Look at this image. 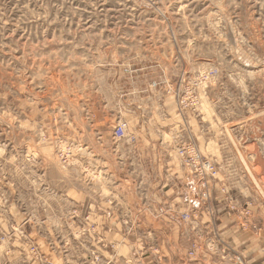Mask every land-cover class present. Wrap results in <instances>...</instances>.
Masks as SVG:
<instances>
[{
    "label": "rangeland",
    "instance_id": "rangeland-1",
    "mask_svg": "<svg viewBox=\"0 0 264 264\" xmlns=\"http://www.w3.org/2000/svg\"><path fill=\"white\" fill-rule=\"evenodd\" d=\"M140 127L172 163L188 256L222 224L264 251V0H0V264L134 263L114 247L128 218L79 197L115 187Z\"/></svg>",
    "mask_w": 264,
    "mask_h": 264
},
{
    "label": "crops",
    "instance_id": "crops-1",
    "mask_svg": "<svg viewBox=\"0 0 264 264\" xmlns=\"http://www.w3.org/2000/svg\"><path fill=\"white\" fill-rule=\"evenodd\" d=\"M127 103L125 101L121 104L122 117L125 114L124 110L132 108L127 106L129 105ZM160 132L164 133L163 130ZM156 133L157 129L133 128L130 134L135 144L139 142L138 145L135 147L129 145L121 150V153H125V157L128 155L131 159L128 161L121 159V162L117 164V177L104 179V183L115 185V187H110L107 194L100 193L102 190L94 193L93 186L99 189V185H93V182H90V186L87 187H92H85L84 194L79 197L83 199L91 215L95 212L101 216H109L107 212H111V215L128 218L127 226L124 225L123 230L126 227L127 233L132 234V238L115 242L114 247L121 250L128 248L132 255L136 256L132 260L137 264H264V251H254L256 244L252 241V237L243 235L238 239L234 235L235 228L224 224L216 226V237L222 240L217 242L216 247L212 246L213 249L209 250L203 244L202 238L197 251L193 256H188L189 238L194 233L190 232L187 226H178L168 219L171 217L169 214L181 212L184 208L181 206L179 209L176 208L171 187H165L173 184V177H167L172 163L156 160L158 148L150 142V138ZM143 137L149 140L144 141ZM139 138L141 140L137 141ZM126 140V137L122 138V142ZM164 151L168 152L167 149ZM72 202H75L73 205L76 206L79 200H72ZM138 232L147 237V241H144L148 244L147 256H137L139 249L142 248L140 243L142 239L137 238L136 235ZM202 234L204 238L215 237L214 235L212 237L210 231L205 229ZM236 251L243 254L239 260L235 257ZM123 256L115 259L118 264H126L128 257Z\"/></svg>",
    "mask_w": 264,
    "mask_h": 264
},
{
    "label": "built area",
    "instance_id": "built-area-1",
    "mask_svg": "<svg viewBox=\"0 0 264 264\" xmlns=\"http://www.w3.org/2000/svg\"><path fill=\"white\" fill-rule=\"evenodd\" d=\"M125 130H126V125L125 124H122V125H117L115 128H114V130H113V137L114 138H116V139H121V138H123L124 136H125ZM132 139H134V138H132ZM186 151V153L185 154H187V150L186 149H183V148H180V149H178V151L177 152H180V154H183L184 152ZM192 164H196V165H193L194 167L196 166V167H198L199 166V164L198 163H192ZM191 164H189V166H190ZM202 167H203V165H202ZM200 181H201V179L200 178H197V179H194V178H191L190 179V182L188 183L190 186H192V188H197V185H199L200 184ZM192 190H194V189H192ZM182 201H183V203L184 204H186L185 206L186 207H188L189 206V204L192 202V199H190L189 198V196H184L183 198H182ZM186 209H184L183 211H177V212H172V215L171 214H169L171 217H173V216H175V217H177V216H179V217H184V216H186L187 214H188V212H186L185 211ZM74 211H76V210H74ZM173 213H174V215H173ZM111 215V212H109V216Z\"/></svg>",
    "mask_w": 264,
    "mask_h": 264
}]
</instances>
